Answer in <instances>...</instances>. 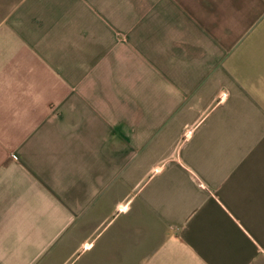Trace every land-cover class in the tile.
Masks as SVG:
<instances>
[{
  "label": "crops",
  "instance_id": "1",
  "mask_svg": "<svg viewBox=\"0 0 264 264\" xmlns=\"http://www.w3.org/2000/svg\"><path fill=\"white\" fill-rule=\"evenodd\" d=\"M0 264H264V0H0Z\"/></svg>",
  "mask_w": 264,
  "mask_h": 264
}]
</instances>
